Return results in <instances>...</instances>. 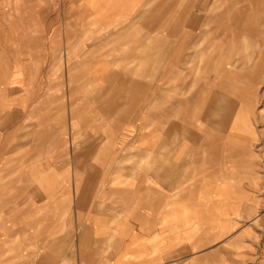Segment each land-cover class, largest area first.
<instances>
[{"label": "crops", "instance_id": "obj_1", "mask_svg": "<svg viewBox=\"0 0 264 264\" xmlns=\"http://www.w3.org/2000/svg\"><path fill=\"white\" fill-rule=\"evenodd\" d=\"M232 3L0 0V264L185 261L262 71Z\"/></svg>", "mask_w": 264, "mask_h": 264}, {"label": "rangeland", "instance_id": "obj_2", "mask_svg": "<svg viewBox=\"0 0 264 264\" xmlns=\"http://www.w3.org/2000/svg\"><path fill=\"white\" fill-rule=\"evenodd\" d=\"M210 1L205 0V5ZM230 5L235 8L232 19L251 28L237 31L236 40H243V33L251 35L250 65L261 67V76L258 87L243 98L246 102L237 111L235 124L220 134L214 146L220 156L219 172L212 176L218 189L215 206L204 208L202 233L186 240L185 261L177 262L173 256V264H264V0H233ZM189 11L205 23L224 10ZM220 16V22L228 20L225 14Z\"/></svg>", "mask_w": 264, "mask_h": 264}, {"label": "bare ground", "instance_id": "obj_3", "mask_svg": "<svg viewBox=\"0 0 264 264\" xmlns=\"http://www.w3.org/2000/svg\"><path fill=\"white\" fill-rule=\"evenodd\" d=\"M168 19V18H167ZM194 159V158H193Z\"/></svg>", "mask_w": 264, "mask_h": 264}]
</instances>
